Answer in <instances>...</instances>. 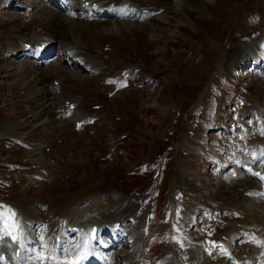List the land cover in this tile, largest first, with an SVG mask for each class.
<instances>
[{
    "label": "rangeland",
    "instance_id": "obj_1",
    "mask_svg": "<svg viewBox=\"0 0 264 264\" xmlns=\"http://www.w3.org/2000/svg\"><path fill=\"white\" fill-rule=\"evenodd\" d=\"M77 3L71 0L66 22H58L59 38L74 33L98 39L95 48L105 47L108 61L117 64L106 77H122L120 87L99 79L84 91L88 107L79 114L66 113V92L57 91L55 134L29 113L52 78L26 93L25 83L41 68L33 67L28 81L21 65L27 59L12 65L7 57L1 61L0 52V131L13 125L18 130L0 141V212L8 217L0 230L14 240L12 224L23 215L25 232L43 247L48 227L60 230L49 238L66 232L68 207L100 197L132 211L123 222L125 233L99 242L110 249L113 264L137 253L139 240V264H264V235L255 238L257 229L264 231V203L241 191L261 182L236 164L259 159L256 147L264 146V0H170L141 19L125 18L122 9L117 14L125 42L111 39L104 18ZM16 16L15 10L0 13V44L7 41L3 27ZM59 43L44 70L75 68L61 63L65 46ZM246 46L260 50V66ZM76 68L72 73L79 77ZM67 122L72 129H65ZM76 122L84 129H76ZM234 171L246 177L232 179ZM26 251L35 252L29 246Z\"/></svg>",
    "mask_w": 264,
    "mask_h": 264
},
{
    "label": "bare ground",
    "instance_id": "obj_2",
    "mask_svg": "<svg viewBox=\"0 0 264 264\" xmlns=\"http://www.w3.org/2000/svg\"><path fill=\"white\" fill-rule=\"evenodd\" d=\"M13 1H22V0H13ZM70 1L71 0H40V1L27 0L26 3H22V4L20 3V5H17L16 7H12V5H14V2H10L9 0H0V12L4 10H9V9H12V10L19 9L18 10L19 13L16 16V19L8 22L7 26L3 27L5 28L4 33L7 35V41H4L2 44H0V52L4 56L6 54L8 55L12 54L13 56L11 58H15L17 54H19L20 56L24 55L27 57V59L31 60V61H27L26 63L21 64L24 66L23 68H27L26 74L24 76L25 79L28 80V76L32 68V66L29 67L28 65L32 61L33 63L37 61L40 62L39 64H41L42 66L51 64L49 63L50 61L48 62L45 59L48 56L53 58L54 56L53 53L55 52L56 49L52 50L50 46L52 43L54 44L56 43L58 45L59 42L61 46L64 45L66 48L64 51V57H63V60H61V63L64 61L65 62L68 61L70 62L72 66H75V68L77 67L76 69H78V71L80 72L79 77H77V75L75 76L74 73L72 72H77V71L74 70L75 69L74 67H71L69 65L62 67V65L57 64L54 66L53 69L47 67L48 69H45V70L44 68H41L38 70V72L34 73V76L36 75L37 77L35 76L36 78H34L32 82L25 83V86L22 89V90H25L26 92H29L31 89H35L38 87L41 88L40 86H44V83L47 81V79H50V77L53 80V81L51 80L52 82L54 81L59 82V86H58L59 89L58 88L55 89L53 85V87H51L49 91L45 92L43 98L40 100L41 102L40 104L38 103L35 104L34 102H32L31 105L29 104V107H30L29 113L31 114V117L35 119L34 121L40 122L41 125H44L45 127H49V130L55 134L58 128L60 127L59 121L56 120V117L55 119L53 117V114L55 113V109H54V112L52 111V106H53L54 99H55L54 98L55 93L57 91L66 92V98L63 102V106L66 104L65 102L67 100H71V103L77 104L76 109L74 111L67 110L68 113L70 114H75L76 112H78V114L80 112L83 113V111H86L88 107V103L83 95L84 91L88 89V87H91L92 85L96 86V84L94 85V83H98L100 80H104V78H106L107 72H110L111 70L117 67V64L115 61L113 62H111L110 60L108 61V58L104 55L106 54L105 47L100 49L102 53H100L98 46L97 48H95V43H97L98 41L97 38H96L97 40H94L92 36L91 38H87V39H84V36H79L76 38L74 36V33H73V36L65 35L62 38H59L58 34L60 31V26H58V22L61 23L62 26H63L62 22H66L64 17L65 15H67V12H69L70 8H67V4ZM85 1L91 2L88 9L86 8L85 3L83 4L80 3L82 2V0H77L78 2L77 5L81 7L82 10L87 9L88 11L95 13L97 16H99V17H96L98 19L104 18V22H101V24L111 27L110 28L111 29L110 34L112 35L111 39L114 38L115 41L120 40V41L125 42L127 40V36L124 34L126 33L125 28L119 22V19H118L119 14H117L118 11L120 12L123 9L124 13L127 15V16L126 15L124 16L125 18L127 17L129 18L130 16L134 15V17L138 16L141 19L145 15L146 12H150L151 14L156 9L158 8L161 9L160 7H162L163 5L165 6L170 0H85ZM47 6H49V10L46 9ZM30 7L34 8L32 14L27 12L28 9H30ZM60 8H61V11H63V13L59 10ZM20 12H22L23 14L22 16H20L21 15ZM52 12L54 13L52 14ZM40 19L43 20V23L39 22ZM75 21H70V23H72L73 25L79 24V23H75ZM82 22L84 21L82 20ZM81 26L82 25H80V27ZM15 28L19 29V31L16 32L14 30ZM117 38H120V39H117ZM89 40H92V41H89ZM42 42L46 43V50L44 53L43 52L38 53L35 51V46L41 44ZM25 44L33 45L32 50L26 51V48L24 47ZM244 51L245 52L249 51V56H251L250 58L254 61L256 60L255 58L257 57L256 56L257 51H255L254 49H250V50L247 49ZM35 55H42V56L35 58ZM1 61H7V60L2 59ZM17 63L18 62L16 63L14 62L12 63V65H17ZM19 71H21V68ZM41 71L44 74H41ZM48 72H49V75L46 76L45 78L44 75H46V73ZM9 73L11 74V72ZM121 78L122 77H117L114 79V81L115 82L117 81L119 84L121 83ZM260 117H262L263 119L264 115L260 114ZM65 126L67 127L65 129H69V130L72 129V127H70L68 122L67 124H65ZM14 127H15L14 125L10 126L8 133L6 131L5 132L0 131V141L7 139L10 136H15V133L17 134L18 130L17 128H14ZM253 156H256V155H253ZM34 159H33V162H34ZM248 159L243 160L242 164H240L241 167H246L245 164L247 162H248L247 165L253 163V159L252 161L251 160L249 161ZM246 171L242 170V172H244L245 174L247 173ZM260 182L262 186V187L259 186L260 188L255 185L254 186L246 185L243 188V185H242L241 191H246V190L249 191V190L256 188L257 189L255 190L256 192L264 194V180L260 179ZM253 197L256 198V196L254 195ZM99 198L100 197H91L90 200L87 199L81 204H76L74 206L68 207L63 213V217H62L63 225L65 226V228H68L69 226L70 227L80 226L81 229L83 228L89 229L93 225H98V226L101 225L105 220L106 222L110 221L109 222L110 224L114 222H122V225H123V222L126 221L125 217L132 214V211H122V208H120L118 205H115L113 203H109L106 201H100ZM261 201L264 203L263 200ZM19 207H21V211H22V206H19ZM16 223L19 229V232H17V229H16V234L19 235L20 237L19 240H16V241L15 239L11 240L9 232L6 230H2L3 227L1 226L2 228L0 231H4L2 232L3 234H1V237H3L4 240L0 242V253H7L9 258L12 259L16 264H18V262L14 260L15 250L17 248H21V249L24 248L25 244L23 240H27V242L29 240L28 237L25 235L30 234L32 236V233L25 232V229L28 227L29 222L23 215L19 217ZM262 227L264 228V226ZM50 228L48 227V231L46 232L47 236L43 237L44 240L45 238L47 239L48 233H50L51 230L54 229L53 228L50 230ZM65 231L66 230L64 229V232ZM259 232H260L259 229L255 231V238L257 237L256 238L257 241H259L258 240ZM66 233L67 232L63 234H66ZM63 234H61V237L65 239L66 236L63 237ZM76 234L81 235V231L76 232ZM239 235L240 236L243 235V237H245V232L239 233ZM263 238L264 237H260V239H263ZM139 239H140V236H137V240ZM31 241H33L31 242L33 244H32V247L30 248H33V246L34 248H36L37 246L34 243V240L31 239ZM54 241H55V238L53 236L51 242H54ZM81 241H82V237H81L80 243ZM139 241L136 245L138 246V248L136 249L137 253L133 251L131 254L127 255V257L124 258V264H139L140 255H141L140 248L142 247V243ZM48 245L47 244L45 245L47 250L51 249L47 247ZM93 249L94 247L91 246L90 247L91 253H93ZM73 250L76 252L79 251L80 244H77L76 249L75 248L68 249L65 247V250H60L58 253L62 255L63 252L65 251L67 255H70L72 254ZM12 251H14V253L11 255ZM47 253H51V251H47ZM97 253L99 254L100 252H97ZM100 254H102V256L100 255V259L104 260V264H109V257L105 255L104 253H100ZM262 255H264V250L262 251ZM33 260L34 261L31 264H35L37 262V258H34ZM39 260H41V258ZM0 264H3L2 260H0Z\"/></svg>",
    "mask_w": 264,
    "mask_h": 264
},
{
    "label": "snow or ice",
    "instance_id": "obj_3",
    "mask_svg": "<svg viewBox=\"0 0 264 264\" xmlns=\"http://www.w3.org/2000/svg\"><path fill=\"white\" fill-rule=\"evenodd\" d=\"M12 215H14V213H12ZM7 219H8V217L5 215V213L0 212V221H5ZM12 227H17V226L15 224H12ZM17 232H19L18 227H17ZM19 238H20L19 235L13 236V239H15V240H19Z\"/></svg>",
    "mask_w": 264,
    "mask_h": 264
}]
</instances>
